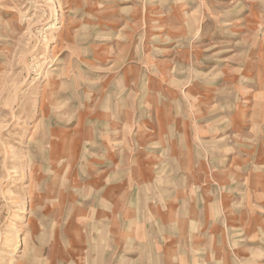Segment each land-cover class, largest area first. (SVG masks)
Wrapping results in <instances>:
<instances>
[{"label": "rangeland", "instance_id": "374dc122", "mask_svg": "<svg viewBox=\"0 0 264 264\" xmlns=\"http://www.w3.org/2000/svg\"><path fill=\"white\" fill-rule=\"evenodd\" d=\"M120 150L161 216L224 202L223 262L264 263V0H0V264Z\"/></svg>", "mask_w": 264, "mask_h": 264}, {"label": "crops", "instance_id": "0c3cea01", "mask_svg": "<svg viewBox=\"0 0 264 264\" xmlns=\"http://www.w3.org/2000/svg\"><path fill=\"white\" fill-rule=\"evenodd\" d=\"M123 153L120 150L118 156H111L112 166L104 169V174L108 171L105 183L89 188L95 197L89 199L85 215L74 213L79 209L76 207L61 219L57 215L54 219L43 218L48 223L40 221L39 230L29 232L25 237L29 244L27 248L22 246L20 264H225L223 259L230 254L227 247L232 243L228 231L218 230L217 222L221 212L228 226L230 219L224 214L228 204L221 202L219 209L210 210L208 218L202 216L204 209L207 212L206 205L202 207V214L184 210L181 216L163 217L159 212V181L154 178L159 172L150 168L152 173L148 178L149 172L143 168L122 167L124 164L118 160H122ZM147 186L156 192L158 202L154 207L153 201L148 214L143 211L139 193ZM96 205H102L106 211L99 215ZM161 218L172 226L161 230ZM245 220L253 222L250 217ZM161 239H164L162 245ZM232 258L226 264H240Z\"/></svg>", "mask_w": 264, "mask_h": 264}]
</instances>
